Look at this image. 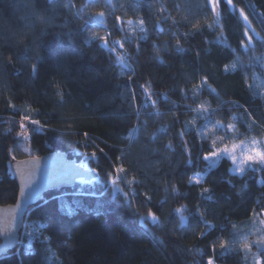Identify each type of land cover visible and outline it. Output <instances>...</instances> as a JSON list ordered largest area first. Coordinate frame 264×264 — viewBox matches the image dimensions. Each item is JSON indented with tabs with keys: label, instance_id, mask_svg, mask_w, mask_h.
I'll return each mask as SVG.
<instances>
[{
	"label": "trees",
	"instance_id": "1",
	"mask_svg": "<svg viewBox=\"0 0 264 264\" xmlns=\"http://www.w3.org/2000/svg\"><path fill=\"white\" fill-rule=\"evenodd\" d=\"M251 134L264 0H0V203L14 158L63 150L98 173L46 191L0 264H256L232 239L264 210V166L203 158Z\"/></svg>",
	"mask_w": 264,
	"mask_h": 264
},
{
	"label": "water",
	"instance_id": "2",
	"mask_svg": "<svg viewBox=\"0 0 264 264\" xmlns=\"http://www.w3.org/2000/svg\"><path fill=\"white\" fill-rule=\"evenodd\" d=\"M204 83L209 86L206 80ZM11 168L18 180L19 193L16 202L0 203V256L16 248L29 210L46 191L68 188L79 179L98 177L94 169L76 162L63 150L14 158Z\"/></svg>",
	"mask_w": 264,
	"mask_h": 264
},
{
	"label": "rangeland",
	"instance_id": "3",
	"mask_svg": "<svg viewBox=\"0 0 264 264\" xmlns=\"http://www.w3.org/2000/svg\"><path fill=\"white\" fill-rule=\"evenodd\" d=\"M114 43H116L115 45L118 44L117 42H114ZM122 62L124 63L125 60L122 59ZM205 124H206V127L202 128V129L204 132L207 133V131H211L213 127L211 126L210 122H208V121H206ZM253 140L257 141V143L253 144L252 143ZM262 142H264V136L257 137V136H253L252 134L250 135V138H248L245 141H241V142L232 141L231 138L226 139V140L223 139V140H219L216 143L215 151H219V150L223 149L225 146H228V148L231 149L233 145H237L238 147H237L236 152H235L237 160L235 162H233L232 169H234L237 172H241L239 170L240 167H243V169H245L246 167L253 166V164H254L252 162H249L248 164H244L243 163V154L246 152H250L251 149H253V148H259L261 151H264V143H262ZM222 155H226L227 157H229V159H231V153L224 154L223 152H221L218 157H212V158L208 159L209 165L210 166L216 165V163L220 160V157ZM196 179H199V180L203 179V174L198 173V174L192 176V180L195 181ZM256 214L257 215L255 217L252 216L250 219H248V221L245 223V225H241L235 230V232L233 234V239H232V241L234 242V245L241 246L242 248H243V244L245 242L252 243L251 250L247 251V253H246L247 256L252 258L251 259L252 263H254L256 260H259L260 262H264L263 256H262V250H264V245H257L255 243V241L261 235H264V224L260 223L261 221H264V210L259 212V213H256Z\"/></svg>",
	"mask_w": 264,
	"mask_h": 264
},
{
	"label": "snow or ice",
	"instance_id": "4",
	"mask_svg": "<svg viewBox=\"0 0 264 264\" xmlns=\"http://www.w3.org/2000/svg\"><path fill=\"white\" fill-rule=\"evenodd\" d=\"M51 2V0H50ZM221 3V0H208V6L210 8V10L212 11H216L217 7L219 6V4ZM227 3L228 4H232V0H227ZM68 7H71V4L67 5ZM101 16H103V13L100 14ZM119 19V18H117ZM245 20L248 19L247 16L244 17ZM128 23H131V21H128ZM141 24H143V21H140ZM249 39H251V37H249ZM104 43L107 44L108 43V39L107 37L104 38ZM121 47H123V45H121ZM33 68V72L36 73L38 71V67L37 65H33L32 66ZM61 102H66L64 101V98L63 96H61ZM153 103H155V101H153ZM203 107V105H201V108ZM30 118L25 116L24 117V120H29ZM32 124H35V125H39L40 124V121H37V120H32L31 121ZM194 123V122H193ZM234 126L233 125H227V128L229 129H232ZM20 128L22 129V131H20L19 135L22 136V137H26L28 136V130L26 128V125L24 123H21L20 124ZM181 135H183V133H181ZM201 135H203V132H201ZM243 143V142H242ZM253 144H256L257 141L253 140L252 141ZM264 143V142H262ZM237 145H233L231 149L228 148V146H225L223 149L219 150V151H212V152H209L208 154L204 155V159L205 160H208L212 157H218L220 155L221 152H223L224 154H229L231 153V159L233 160V162H235L237 160V157L235 155V152H236V149H237ZM93 156H95L96 154L93 153L92 154ZM249 162H252V163H255V164H258V165H261V166H264V151H261L259 148H253L251 149L250 152H246L243 154V163L244 164H248ZM241 172L244 171L243 167H240L239 169ZM117 172H122L124 171V169L122 168H117L116 169ZM132 181H129V183H131ZM191 182V181H190ZM113 183H115V181H113ZM195 183L199 184L200 183V180L199 179H196L195 180ZM205 191H208L207 189H205ZM254 217L257 215L255 212L253 213ZM153 216V219H155V215L152 214ZM261 224H264V221H261L260 222ZM201 235H204L203 233H201ZM255 243L257 245H264V235H261L256 241ZM215 247V246H213ZM220 247L222 249H226L228 248V242L225 241L223 243L220 244ZM243 248L247 251H250L251 248H252V243L250 242H245L243 244ZM207 264H215V258H209L208 261H207ZM256 264H264V262H260L259 260H256Z\"/></svg>",
	"mask_w": 264,
	"mask_h": 264
}]
</instances>
